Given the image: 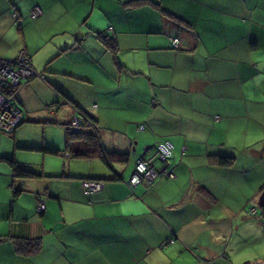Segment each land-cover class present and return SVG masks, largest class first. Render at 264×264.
<instances>
[{"label": "crops", "instance_id": "crops-1", "mask_svg": "<svg viewBox=\"0 0 264 264\" xmlns=\"http://www.w3.org/2000/svg\"><path fill=\"white\" fill-rule=\"evenodd\" d=\"M81 5L82 0H0V57L13 59L24 49L34 70L43 74L16 90L23 114L10 135L17 140L22 123L47 109L50 101L41 92L48 91L62 98L53 102L56 114L63 109L70 119L83 110L94 118L107 150L127 151L133 159L131 165L114 162L120 177L100 181L92 193L81 176L37 191L33 178L12 181L10 165L0 159V264H177L178 259L198 264L194 252L199 264H264V253L241 263L230 257L237 250L252 252L264 237V217L255 204L264 187V0H106L102 21L94 19L99 27L88 18L82 21ZM33 7L40 9L35 17L29 15ZM96 29L114 38L115 50ZM170 37H178V47ZM121 48L133 62L123 78L124 105L93 103L86 110L60 86L62 75L79 76L74 73L78 57L97 65L110 59L119 72ZM141 76L143 85H138L134 78ZM113 78L121 80L119 73ZM30 91L39 93H33L32 105L26 100ZM62 124L65 131L70 120ZM97 124L114 126L107 133ZM5 133L0 130V145L10 139ZM155 139L172 142L173 174L127 187L124 180L136 158ZM17 147L13 143L14 158ZM218 154L231 155V163L218 164ZM92 158L97 157L86 159ZM106 167L100 175L110 172ZM13 184L22 186L17 194ZM41 201L44 208L38 211ZM249 202L255 213L243 210ZM242 220L256 228L241 230ZM9 236H38L41 246L18 253Z\"/></svg>", "mask_w": 264, "mask_h": 264}, {"label": "rangeland", "instance_id": "rangeland-1", "mask_svg": "<svg viewBox=\"0 0 264 264\" xmlns=\"http://www.w3.org/2000/svg\"><path fill=\"white\" fill-rule=\"evenodd\" d=\"M105 2L106 0H82L81 6L84 7L83 11L85 13L84 14L85 16L84 18H82V21H86V19L88 18L87 21L93 20V25L95 27H99L101 24L97 20L102 21L101 18L102 16H104L102 11H107L102 8ZM114 6L115 5H113V3H110L109 8L113 9L115 8ZM92 7L94 8L92 9ZM94 19L97 20L94 22ZM70 54L73 59H76V55L74 52H71ZM126 56L127 53L125 49L121 48L118 56L119 62L121 64V66H119L120 69L119 72H118L117 64L113 63L110 59L105 60L104 58H101V60L97 65L96 63L91 61L88 57H82L81 60L78 57L76 62L77 61L79 62L74 67V73L79 74V76L62 75L60 77V79L62 80V84L60 86L62 87V89H64L67 92V94L71 99H74V101H78L79 103H81V107L86 110H89L90 107L94 108L93 103H95V105L98 106L99 108L103 107V105L104 106L115 105L116 103L124 105V103L121 102V99H123V95H125L122 93V91L126 89L124 84L125 81L123 78H126L127 76L130 75V71L132 70L130 65L133 63L130 60H128ZM111 70L114 73V75L111 73ZM118 73L121 80L118 79L116 81V79L113 77L115 75H118ZM134 80L138 83V85H143V76L136 77L134 78ZM33 93H37V92L30 91L28 98H26L28 105H30L32 102L33 103L36 102V98H35L36 94L33 95ZM41 94L43 95L44 98L50 101L49 106L51 107L48 106L49 109L47 107V109L44 112H42V114L39 113L31 114L32 117L33 116L35 117L33 119L36 120L32 122L24 121L22 123V125H24L23 128L21 129L22 133L17 137V140H15L16 142L12 140V137L10 135L11 131L6 132L5 135L9 136L10 139L6 140L5 143H2L0 145V151H2V149L7 146H9V148L7 151H4L2 153L0 152L1 153L0 155L12 156L13 143H15V145L18 146L17 149L14 150L17 156V157L15 156V159L24 167H27L35 172L42 173L41 176L33 178L32 180L34 182L33 186L37 187L36 188L37 191L38 190L42 191L43 188L47 189L45 188V186L46 184L48 186V183H49V187H53V186L60 187L63 184H67L65 182H68V180H73V181H75V179L79 180V178H76L75 176L100 175L99 172H102L101 169L104 170L107 167L106 164H104L98 158L86 159L83 157H71L72 150H78L83 148V143H84L83 140L79 139L70 142V145L72 147L68 149L69 151L63 149L64 125L62 123H67L68 120L70 119L64 115L63 109H60L59 113L56 114L54 111L55 110L54 106L56 105V102L53 104V102L57 98H58L57 101L60 103L62 98L59 95H57L56 98L53 93L51 96L48 91H42ZM114 94H119V98H116ZM37 95L39 96V93H37ZM109 113L111 114V110H109ZM121 113H118V115L121 116ZM28 115L30 114L28 113ZM42 117H48L46 119V122L39 121V119H41ZM54 120L56 122H53ZM110 122L111 120L109 118L106 121V123H110ZM97 125L102 126L101 124H97ZM113 126L114 125H106L102 127H104L106 132L108 133L109 130L107 127H113ZM69 127L72 129L82 128L90 131L94 130L93 126L90 125L82 126V125L69 124ZM115 127H120V126L117 125ZM26 146H34L38 148L49 146V147H56L61 151L57 154H52L39 149L26 148ZM137 146L141 148L139 141ZM68 153H70V156L66 155ZM132 159H133V155L131 154V156L128 159L129 160L128 163L130 162V165ZM0 164H4V162L0 161ZM126 165L128 164L126 163ZM61 173H64V175H61ZM65 174L71 175V177H65ZM18 180L19 179L17 178L15 182H17ZM24 181L26 188L30 187L27 185L26 180ZM258 196L259 194L257 195L256 199H258ZM1 202H3V199L1 200ZM250 202L247 205H244L246 207L243 208V210L247 213L249 212L248 208L251 206ZM8 203L9 201H7L6 204ZM255 204L257 207L256 213L259 214L257 200L255 201ZM251 216H253L254 218L257 217V215L254 214V215L246 216V218H250ZM238 225L239 228L244 231H249L250 229L253 228V226L254 228H256L255 224L248 225L249 228L246 227L247 224L244 222V220H242L241 223ZM263 242H264V237H260V239L253 244L252 249L254 248V250L252 252L244 253L243 251L237 250L236 252H231L230 257L234 262L241 263L246 258H252L253 256L255 257L262 255L264 253ZM257 248H259V250H256ZM192 250L193 252L195 250L193 245H192ZM187 251L193 255L190 249H188ZM194 254H195L194 258L197 259V263L199 264L198 262L199 257L196 254V252H194ZM184 255H187V253L185 252ZM177 264H182L181 259L177 260Z\"/></svg>", "mask_w": 264, "mask_h": 264}, {"label": "built area", "instance_id": "built-area-1", "mask_svg": "<svg viewBox=\"0 0 264 264\" xmlns=\"http://www.w3.org/2000/svg\"><path fill=\"white\" fill-rule=\"evenodd\" d=\"M38 14L40 9L36 7H33L29 13L31 17ZM170 42L174 47L179 45L178 37H170ZM35 75L42 77L43 74L34 70L24 49H20L13 59L0 57V130L10 132L21 120L23 109L17 103L15 92ZM80 118V112H73L70 124L78 125ZM170 158H172V144L168 140L156 141L145 146L143 152L136 158L130 174L124 180L125 183L130 188L139 182L151 185L159 176L172 175L173 172L168 168ZM156 162L159 164L157 165ZM81 184L91 193L101 186L100 182L93 179L82 180ZM43 208L44 203L41 201L37 205V210L41 211Z\"/></svg>", "mask_w": 264, "mask_h": 264}, {"label": "trees", "instance_id": "trees-1", "mask_svg": "<svg viewBox=\"0 0 264 264\" xmlns=\"http://www.w3.org/2000/svg\"><path fill=\"white\" fill-rule=\"evenodd\" d=\"M130 2L136 4V3L143 2V0H130ZM96 35L106 45V47H108L110 50L116 49L117 44L115 43L114 38L109 35V33H106L104 30L103 31L97 30ZM172 47H174V46H172ZM82 111H81L82 114H81L80 122L78 125H82V126L90 125V126H93L94 130L90 131V130H86V129H82V128L72 129V128H69L68 126L65 127V131H64L65 145H64V148L69 149V144L73 139H78V138L83 139L85 142L84 147L82 149L72 150V155L73 156H83L86 158L97 157L110 168V172L106 175L81 176L80 177L81 181L93 179V180L100 182L104 179H116V178L120 177V175L114 169H112V164L114 162H126L128 160V152L127 151H117V150H107L100 143V141L98 139L97 132H96V126L94 125V122H93L94 118L89 116V114H86V112L84 113ZM163 140H168V139H155L153 141V143H155L156 141H163ZM168 141H170V140H168ZM171 144H172V142H171ZM39 149H41L42 151L48 152V153H52V154L59 152V149L56 147L44 146V147H40ZM232 158L233 157L231 155H226V154H218L214 157L215 161L220 165L230 164L232 161ZM0 159L5 160L10 165L12 181H14L16 178H36V177L42 175V173H40V172H35V171L21 165L14 158V156L2 155V156H0ZM173 159H174V153H173V144H172V158H170L168 161V168L171 171H172V169L170 168L169 164L171 163V160H173ZM166 176H168V175H166ZM159 177H161V176H159ZM12 181H11V183H13ZM127 187H129V186L127 185ZM12 189H13L12 190L13 194H17L22 189V186L20 184H16V185L13 184ZM258 206L260 209L259 214L264 217V205L258 204ZM248 211H249V213H255L256 212L255 206L251 205L248 208ZM9 237L12 240L15 251L18 253H22V254L33 253V252L38 251L40 246H41V239L38 236L32 237V238L21 237V236H9ZM166 240L171 241L172 237L165 239L164 242Z\"/></svg>", "mask_w": 264, "mask_h": 264}, {"label": "water", "instance_id": "water-1", "mask_svg": "<svg viewBox=\"0 0 264 264\" xmlns=\"http://www.w3.org/2000/svg\"><path fill=\"white\" fill-rule=\"evenodd\" d=\"M258 204L259 205H264V187L263 189L261 190V193L259 195V198H258Z\"/></svg>", "mask_w": 264, "mask_h": 264}]
</instances>
